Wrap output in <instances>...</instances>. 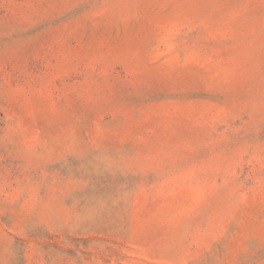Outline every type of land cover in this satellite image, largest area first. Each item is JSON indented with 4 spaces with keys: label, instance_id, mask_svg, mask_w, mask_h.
<instances>
[{
    "label": "rangeland",
    "instance_id": "rangeland-1",
    "mask_svg": "<svg viewBox=\"0 0 264 264\" xmlns=\"http://www.w3.org/2000/svg\"><path fill=\"white\" fill-rule=\"evenodd\" d=\"M0 264H264V0H0Z\"/></svg>",
    "mask_w": 264,
    "mask_h": 264
}]
</instances>
